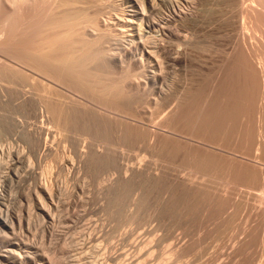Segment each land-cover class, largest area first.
Instances as JSON below:
<instances>
[{
  "label": "rangeland",
  "instance_id": "obj_1",
  "mask_svg": "<svg viewBox=\"0 0 264 264\" xmlns=\"http://www.w3.org/2000/svg\"><path fill=\"white\" fill-rule=\"evenodd\" d=\"M61 1L0 0V147L23 151L2 184L0 204L15 222L0 224V264H264V94H252L243 67L264 43L241 30V10L260 9L235 0ZM136 9L142 33L121 42L118 24ZM56 14L78 15L80 26L50 43L68 31L43 29ZM97 25L105 44H91ZM43 42L51 47L42 55ZM111 47L109 65L99 54ZM7 59L37 65L59 87L37 84L27 96ZM35 97L76 120L56 111L53 148L38 159L15 128L40 124ZM32 170L44 174L36 180ZM40 180L54 192L49 201L35 194Z\"/></svg>",
  "mask_w": 264,
  "mask_h": 264
},
{
  "label": "bare ground",
  "instance_id": "obj_2",
  "mask_svg": "<svg viewBox=\"0 0 264 264\" xmlns=\"http://www.w3.org/2000/svg\"><path fill=\"white\" fill-rule=\"evenodd\" d=\"M58 1H61V0H58ZM64 1V0H63ZM66 1V0H65ZM64 1V2H65ZM68 1V0H67ZM151 1V0H150ZM159 1H161V0H159ZM185 1V0H184ZM236 2H235V5H238L239 4V6H242V4L244 3V1H247L250 5H252V6H254V7H258L259 9H260V12H255L253 9H251V11H243V9L241 10L242 12H241V30H246V32H247V30H249V29H251L253 32L252 33H257L259 36H261V39L263 40V43H264V0H235ZM242 1H243V3H242ZM57 2V1H56ZM62 2V1H61ZM128 2V1H127ZM142 2V1H141ZM154 2V1H153ZM185 2H187V0L185 1ZM196 2V1H195ZM240 2L242 3L241 5H240ZM58 3V2H57ZM67 3V2H66ZM66 3H62V6L64 7L65 5H66ZM69 3H70V0H69ZM68 3V4H69ZM246 3V2H245ZM58 4H61V3H58ZM64 4V5H63ZM137 4V3H136ZM155 4V6L157 7L158 5H156V3H154ZM170 4H171V2H170ZM177 4V3H176ZM193 4H195V3H193ZM139 5V4H138ZM172 5V4H171ZM249 5V6H250ZM67 6V5H66ZM140 6V11H144V7H143V5H142V3L139 5ZM146 6V5H145ZM14 7V6H13ZM20 7V6H19ZM130 7H131V5H130ZM147 7L149 8V9H154V6H153V4L151 3H148L147 4ZM155 7V8H156ZM173 7H174V5H173ZM172 7V8H173ZM237 7V6H236ZM58 8H61L60 6L58 7ZM135 8V7H134ZM238 8H241V7H238ZM123 10V9H122ZM197 10V9H196ZM152 11V10H151ZM236 11H238V9L236 10ZM129 12H131V15H128L129 17H130V19H126L125 17L123 18V20L122 21H120V23H119V21L117 22V24H118V26H119V28H120V33L121 34H124L125 36L123 37V39H122V37H120L119 36V38H120V40H121V42L123 41H126L127 39L129 40V41H131L132 43H133V40H135L134 38L136 37V35H137V33H139V32H141L142 31V23L144 24V20H143V17H140V16H138L139 15V9H136L135 11H129ZM251 12H252V14H251ZM148 13V12H147ZM143 14V13H142ZM141 14V15H142ZM150 14V13H149ZM239 14V13H238ZM57 15V14H56ZM254 15V16H253ZM58 16H61V17H58ZM78 15H76L75 17H77ZM240 16V15H239ZM75 17H67V16H62V15H57V17L56 16H53V17H48L49 19H51L50 21H49V19L47 18V23H45V25L43 26V29L45 30V29H57V28H62L65 24H67L68 25V31H58L57 32V34L55 35H53V37H50V38H48V39H51V41H50V43H58L59 41H61L62 39L64 40L65 38H64V35H66V33H72L73 31H77V26L79 27L80 26V23H79V19H78V17L77 18H75ZM121 17V16H120ZM191 17V16H190ZM53 18V19H52ZM80 18V17H79ZM240 18V17H239ZM95 19V18H94ZM139 20V21H138ZM153 20V19H152ZM144 21V22H143ZM94 22H96L97 23V20L96 21H94ZM112 22V21H111ZM137 22H138V24H137ZM140 22V23H139ZM149 22V21H148ZM153 22V21H152ZM249 23V24H246V23ZM36 23V22H35ZM164 23V22H163ZM6 24V23H5ZM39 24V23H38ZM38 24H35L36 25V27L38 26ZM112 24V23H111ZM35 25H32V27L34 26L35 27ZM250 25V26H249ZM98 26V27H97ZM96 27V30H97V32L99 31V34L97 35L98 37L96 38V39H94V40H92V43L91 44H97L98 45V43L99 42H101L105 37H104V35H105V32H104V29L103 28H101V29H103V30H101L100 28H99V25H97ZM112 26V25H111ZM115 26V25H114ZM146 26H147V24H146ZM149 27H150V25H148ZM160 26V25H159ZM248 26L250 27V28H248ZM40 27V26H39ZM107 26H105V28H106ZM167 27V26H166ZM4 28V27H3ZM77 28V29H76ZM114 28V27H113ZM116 28V27H115ZM119 28H117L118 30H119ZM153 28H155V27H153ZM73 29H76V30H73ZM151 29V28H150ZM6 30V29H5ZM107 30H110V29H106L105 31H107ZM4 31V30H3ZM74 32V33H75ZM126 33V34H125ZM142 33V32H141ZM248 33H250V32H248ZM3 34V33H2ZM107 34V33H106ZM109 34V33H108ZM110 34H113V33H111L110 32ZM120 34V35H121ZM243 34V33H242ZM42 35H44V34H42ZM118 35H119V33H118ZM140 35V34H139ZM240 35V34H239ZM255 35V34H254ZM257 35V36H258ZM4 36V35H3ZM106 36V35H105ZM108 36V35H107ZM106 36V37H107ZM115 36V35H114ZM123 36V35H122ZM249 36V35H248ZM104 37V38H103ZM109 37V36H108ZM110 37H112L111 35H110ZM116 37H118V36H116ZM128 37V38H127ZM140 37V36H139ZM142 37V36H141ZM160 37V36H159ZM251 37V36H250ZM16 38V37H15ZM47 38V37H46ZM103 38V39H102ZM148 38V37H147ZM44 38H42V41H44L43 40ZM106 39H109V38H106ZM106 39H104L105 41L104 42H106ZM144 39V38H143ZM152 39V38H151ZM158 39V38H157ZM243 39V38H242ZM254 39V38H253ZM112 40H114L113 38H112ZM116 40H117V38H116ZM115 40V41H116ZM119 40V39H118ZM120 40H119V42H120ZM10 41V40H9ZM48 40H46V42H47ZM109 42H110V46H111V41L110 40H108ZM107 41V42H108ZM160 41V40H159ZM62 42V41H61ZM64 42V41H63ZM76 42V41H75ZM79 42H80V40H79ZM78 41H77V43H79ZM82 42V41H81ZM81 42H80V44H81ZM103 42V41H102ZM103 42V43H104ZM118 41H116L115 43V45H118V43H117ZM131 42H129V43H131ZM137 42V41H136ZM141 42V41H140ZM19 43V42H18ZM60 43V42H59ZM86 43V42H85ZM152 43V42H151ZM159 43V42H158ZM43 44H44V42H43ZM47 44H49V42L48 43H46V44H44V48H39V49H42V50H40V51H42V55L44 54V51H46V49L47 48H49V47H51L50 45H47ZM76 44V43H75ZM79 44V45H80ZM105 44V43H104ZM163 44V43H162ZM256 44H257V42H256ZM14 45V44H13ZM39 45V44H38ZM46 45V46H45ZM52 45H55V44H52ZM57 45V44H56ZM55 45V46H56ZM124 45V44H123ZM252 45V44H251ZM39 46H41V45H39ZM38 46V47H39ZM49 46V47H48ZM74 47H75V45H73ZM76 46H77V44H76ZM82 46V45H81ZM85 46V45H84ZM108 46H109V44H108ZM145 46V45H144ZM158 46V45H157ZM37 47V46H36ZM42 47V46H41ZM54 47V46H53ZM83 47V46H82ZM99 47V46H98ZM103 47V45H102V43H101V47L100 48H102ZM153 46H151V48H152ZM35 48V47H34ZM81 48V47H80ZM156 48V47H155ZM254 48V47H253ZM104 49V48H103ZM115 49V48H114ZM28 50V49H27ZM48 50V49H47ZM49 50H50V48H49ZM48 50V51H49ZM155 50V49H154ZM154 50H152V51H148V52H150V54H148L149 56H151L152 55V53H154V55H155V51ZM159 50V49H158ZM258 50V51H257ZM28 51H30V50H28ZM38 51V50H37ZM51 51H52V49H51ZM101 51V50H100ZM100 51H99V53H100ZM110 51H113V48L111 47V48H109V49H107V50H102L101 51V55L99 54V57L101 58H104V59H106L105 60V62H106V64L108 63L109 65H110V62L108 61V59H107V57L109 58V60H110V58H113L112 57V52H110ZM143 52V51H142ZM33 53V52H32ZM35 53H36V50H35ZM39 54H40V52H39ZM46 54V53H45ZM157 54V53H156ZM66 55V54H65ZM247 55V56H246ZM246 55L244 56V63H245V66H243V67H245V74H246V77H247V79H248V82H249V87H250V89H251V91H252V94H255L256 92H259V91H261V97L263 98V94H264V92H263V90H264V84L262 83V81L264 80V47H262V48H258V49H251V50H248L247 52H246ZM61 56H63V55H61ZM69 56V55H68ZM67 55H66V58L65 59H69V58H67L68 57ZM153 56V55H152ZM157 56H159V55H157ZM64 57L65 56H63V59H64ZM1 58V57H0ZM51 58V57H50ZM153 58H154V56H153ZM41 59V58H40ZM44 59V58H43ZM48 59V58H47ZM52 59V58H51ZM55 59V58H54ZM57 59V58H56ZM64 59V60H65ZM70 59L72 60V57H70ZM74 59V58H73ZM96 59H98L99 60V58H98V56L96 57ZM161 59V58H160ZM58 60V59H57ZM61 61H62V59H60ZM98 60H96V62L98 61ZM100 60H102V59H100ZM119 60V59H118ZM23 61V60H22ZM49 61V60H48ZM54 61V60H53ZM56 61V60H55ZM65 61H67V60H65ZM73 61V60H72ZM156 61H159V60H156ZM1 62V61H0ZM7 62L8 63H6V62H3V63H5L7 66H8V69L10 70V71H12V72H14V73H16V74H22V75H24V77H25V80H26V82H27V85L25 86V87H27V89L25 90L29 95H27V96H29V97H34L33 96V94H35L34 93V86H36L37 84H40V85H42V87H47V85L48 86H50V85H52V86H58L59 87V85L57 84V83H55L53 80H52V77H50V75L49 74H47V71H42L41 69H39V68H37V65H34L33 64V66H30V65H27V64H25V63H20V62H14V61H12V60H9V59H7ZM50 62V61H49ZM99 62V61H98ZM101 62V61H100ZM151 62V61H150ZM62 63H63V61H62ZM66 63V62H65ZM65 63L63 64L64 65V67L66 66L65 65ZM242 63V62H241ZM55 64H57V63H55ZM60 64V63H59ZM58 64V66H60ZM66 64H71V62L70 63H66ZM122 64V63H121ZM126 64V63H125ZM62 64H61V66H63ZM131 65V64H130ZM123 66V65H122ZM125 66V65H124ZM127 66H128V63H127ZM150 66V65H149ZM54 67V66H53ZM68 67H70V69H71V66H68ZM160 67H162V66H160ZM60 68H63V67H60ZM59 68V69H60ZM122 68V67H121ZM127 68V67H126ZM129 68H130V66H129ZM132 68V67H131ZM57 69V68H56ZM66 69V68H65ZM111 69V68H110ZM64 70V69H63ZM111 71H114V70H111ZM125 71H127L126 69H125ZM243 71V70H242ZM59 73V72H58ZM124 73V72H123ZM130 74H132L131 72H129ZM15 74V75H16ZM64 74H66V73H64ZM126 74H127V72H126ZM135 74V73H134ZM133 74V75H134ZM124 76H125V74H124ZM129 76V75H128ZM132 75H130V77H131ZM126 77V76H125ZM129 77V78H130ZM135 78V77H134ZM128 79V78H127ZM246 79V80H247ZM126 80V79H125ZM76 83V82H75ZM72 84V83H71ZM263 84V85H262ZM66 86V85H65ZM75 87V86H74ZM31 89V90H30ZM47 95H48V93H47ZM24 96V95H23ZM40 96V95H39ZM38 97V96H37ZM49 97V96H48ZM36 98V97H35ZM50 98V97H49ZM29 99V98H28ZM32 99H34V98H32ZM53 99V98H52ZM62 99V98H61ZM60 99V100H61ZM36 100V103H37V106H38V111H37V113L34 115V119L35 120H37V119H39L40 118V124L39 125H36V126H32V124L30 125V123L26 120H24V122L23 121H17V122H15V128L17 129V131H18V133H25L28 137H29V139L31 140V142L34 144V149H33V157L34 158H36L37 156H38V154H40L41 156L44 154H48L51 150H52V148H53V144H54V141L52 142L53 144L51 145V143L49 142L51 139H52V128H50V127H52V126H50L49 127V124H50V119H52L54 116H55V114H56V111H57V114L59 115L58 116V118L60 117H62V116H65V121H66V124L67 123H69V124H74L75 123V118H74V116L72 115V113L70 114L69 112H65V115H64V110L63 109H61V108H55L54 110H52L51 108H50V105L48 106L47 105V102L44 100V99H39V98H36L35 99ZM58 100H59V98H58ZM27 101V100H26ZM34 102V101H33ZM52 102V101H51ZM54 102V101H53ZM68 102V101H67ZM36 103H34V104H36ZM59 103V102H58ZM66 103V102H65ZM64 104V103H63ZM71 105V104H70ZM58 106V105H57ZM60 107H61V105H60ZM70 110V109H69ZM40 113V114H39ZM47 113H48V116H47ZM51 115V116H50ZM52 117V118H51ZM33 118V117H32ZM28 119H30V117L28 118ZM60 120V119H59ZM62 121H63V119H62ZM64 121V122H65ZM57 122V121H56ZM58 123V122H57ZM63 123V122H62ZM46 124L48 125V127L46 126ZM51 124H52V122H51ZM56 124V123H55ZM59 124V123H58ZM64 124V123H63ZM59 126V125H58ZM57 126V124H56V126H55V128L56 127H58ZM63 126V125H62ZM61 126V127H62ZM58 129V128H57ZM60 130V129H59ZM51 138V139H50ZM15 143H17V142H15ZM11 144V143H10ZM10 144H9V146H2V147H0V198H1V196H2V184H3V182H4V180H5V176H6V174H7V172L9 171H13V167H12V164H11V162H12V160L14 159V157H19L21 154H23V151H21V149H20V151L18 152L17 150H15L12 146H10ZM30 146V145H29ZM18 147V146H17ZM20 148V147H19ZM30 153H31V151H29ZM40 152V153H39ZM77 154V153H76ZM24 155H26V154H24ZM28 155H29V153H28ZM74 155V154H73ZM27 156V155H26ZM78 156V155H77ZM17 157V158H18ZM22 157V156H21ZM25 157V156H24ZM27 158L25 157V160H26ZM37 159H38V157H37ZM77 160V159H76ZM18 161V160H17ZM21 161V160H20ZM19 161V162H20ZM73 161V160H72ZM14 162V161H13ZM23 162V161H22ZM21 162V163H22ZM16 163V162H15ZM27 163H29V162H27ZM14 164V163H13ZM41 164V163H40ZM31 165H32V163H31ZM27 166V165H26ZM34 166V165H33ZM48 166V165H47ZM50 166V165H49ZM78 167V166H77ZM17 168V167H16ZM15 168V169H16ZM32 169H33V167H31ZM51 168V167H50ZM53 168V167H52ZM46 169V168H45ZM48 169V168H47ZM69 169V168H68ZM18 170V169H17ZM42 171V170H41ZM40 171V172H41ZM44 171V170H43ZM48 171V170H47ZM18 172V171H17ZM27 172V171H26ZM25 172V173H26ZM38 172V171H37ZM248 172H250L249 174H248V179L250 180V182L253 184V183H256L257 182V177H256V173L254 172V171H248ZM14 173V172H13ZM30 173H32L33 174V176H34V178L36 179V177L38 176V175H43L44 174V172H41L40 174H37L35 171H33L32 170V172H30ZM52 173V172H51ZM15 174V173H14ZM18 174V173H17ZM53 175V174H52ZM9 176V175H8ZM16 176V175H15ZM40 176V177H41ZM12 177V176H11ZM19 177V176H18ZM51 177H53V176H51ZM49 178V177H48ZM7 179H8V177H7ZM32 179V178H31ZM35 179H34V181H35ZM43 178L41 177V180H42ZM37 180V179H36ZM40 180V181H41ZM12 181V180H11ZM33 181V180H32ZM43 181V180H42ZM42 181L41 182H39V183H36V185L34 186L35 187V194H36V196L38 197V198H40V199H42V200H47V201H49V200H51L52 198L51 197H53L52 196V194L54 193L53 192V190L51 191V189H49V187H48V183H49V181H48V179H47V181H48V183H47V181H46V183L47 184H43L42 183ZM44 181H45V179H44ZM10 183V182H9ZM32 183V182H31ZM35 183V182H34ZM52 184V183H51ZM4 185V184H3ZM30 185V184H29ZM32 185V184H31ZM47 185V186H46ZM49 185H50V183H49ZM33 186V185H32ZM50 188H52V186L50 187ZM29 189V188H28ZM34 189V188H33ZM30 190V189H29ZM2 191V192H1ZM51 192H53L52 194H51ZM29 193V192H28ZM2 199V198H1ZM54 200V199H53ZM51 203V202H50ZM41 204V203H40ZM49 205V204H48ZM54 205V204H53ZM51 206V205H50ZM8 208V207H7ZM4 209V206L2 205V204H0V224L2 225V226H6V227H12L13 225H14V222H15V219H13V218H11V216L9 217L8 216V209ZM39 208L42 210V209H44L41 205H39ZM38 208V209H39ZM48 209H50V208H48ZM10 214V213H9ZM18 219V218H17ZM14 227V226H13ZM12 227V228H13ZM11 228V229H12ZM14 229V228H13ZM90 242V241H89ZM9 247L11 248L10 250L9 249H7L6 251H5V253L6 254H11V255H13V254H15L16 252H15V249L18 247V245H16V244H11V245H9ZM25 251V250H24ZM4 256V255H3ZM17 263V262H16ZM20 264V263H19Z\"/></svg>",
  "mask_w": 264,
  "mask_h": 264
}]
</instances>
